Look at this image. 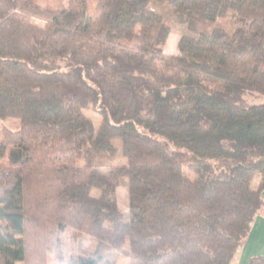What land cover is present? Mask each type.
Listing matches in <instances>:
<instances>
[{
    "label": "trees",
    "instance_id": "16d2710c",
    "mask_svg": "<svg viewBox=\"0 0 264 264\" xmlns=\"http://www.w3.org/2000/svg\"><path fill=\"white\" fill-rule=\"evenodd\" d=\"M90 1L0 0V120H19L0 138V264L106 222L66 264H230L264 209V0ZM117 138L127 162L103 173Z\"/></svg>",
    "mask_w": 264,
    "mask_h": 264
},
{
    "label": "rangeland",
    "instance_id": "374dc122",
    "mask_svg": "<svg viewBox=\"0 0 264 264\" xmlns=\"http://www.w3.org/2000/svg\"><path fill=\"white\" fill-rule=\"evenodd\" d=\"M37 2L45 7H51L55 4L56 0H37ZM95 6L94 0L90 1V5L88 7V10L91 11ZM155 8L161 12L167 13L168 9L165 7L164 4L157 3L155 5ZM35 21L39 22L40 20L35 19ZM40 23V22H39ZM179 41V35L176 33H172L168 39V42L165 46V51L167 53H177L178 48L177 44ZM85 114L89 116L93 122L96 128H98L101 124V116L93 109L91 105H88L85 108ZM19 127V120L18 119H7V120H0V138H1V131L4 128L16 130ZM114 145L116 146V153L113 157H110L107 160V163L100 167V170L103 173H108L110 168L109 166L111 164L113 165H123L126 164L127 158L123 154V143L122 139L117 138L114 140ZM258 179H255L254 186H257ZM97 189L93 190V194H97ZM117 197H118V205L120 210L124 214V218L122 222L129 220V198H128V179L126 177L120 178V184L117 188ZM117 227L116 223L112 222H106L104 224L102 233L99 237L92 236L88 234L87 232L83 230H78L73 227H67L64 231L53 234L51 236L45 235L46 238H48V241L46 242V246L44 249V264H66V260L69 256L75 255V254H83L85 252H91L95 249L97 246V243L99 240H109L111 233L109 231H114ZM53 228V227H52ZM53 230V229H52ZM124 249H129V241L128 238H126L124 244ZM33 251L36 253L33 258L36 261H41V258L39 255L42 251V246H37L33 249ZM39 254V255H38ZM32 258V257H31ZM43 264V262L41 263ZM117 264H130V259L125 254L121 253L118 257Z\"/></svg>",
    "mask_w": 264,
    "mask_h": 264
},
{
    "label": "crops",
    "instance_id": "0c3cea01",
    "mask_svg": "<svg viewBox=\"0 0 264 264\" xmlns=\"http://www.w3.org/2000/svg\"><path fill=\"white\" fill-rule=\"evenodd\" d=\"M255 257L264 259V209L255 218L248 238L230 264H250Z\"/></svg>",
    "mask_w": 264,
    "mask_h": 264
}]
</instances>
